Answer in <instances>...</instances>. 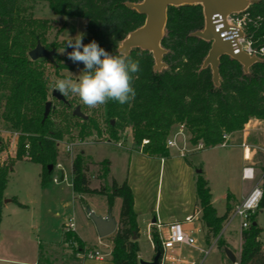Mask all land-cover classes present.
I'll return each instance as SVG.
<instances>
[{
    "label": "trees",
    "instance_id": "trees-1",
    "mask_svg": "<svg viewBox=\"0 0 264 264\" xmlns=\"http://www.w3.org/2000/svg\"><path fill=\"white\" fill-rule=\"evenodd\" d=\"M26 1L46 2L57 15L86 20L90 36L83 44L94 40L113 55L120 54L122 42L145 24L146 16L126 6L143 0H0L2 116L6 123L20 132L18 159L28 155L30 161L42 164V186L47 187L56 167L57 144L62 136L51 130L50 117L43 122V107L48 101L49 91L43 72L34 65L27 51L26 43L35 34L30 27L36 22L23 16ZM251 9L264 12V0H255ZM204 28L202 6L170 7L162 41V47L167 50L164 56L167 67L155 71V60L149 51L137 48L128 55L140 64V71L134 74L133 79L136 97L126 104L115 101L105 104L114 139L119 131L130 128L136 145L141 146L146 139L150 141L143 148L144 154L165 158L169 156L167 138L176 126L184 125L191 134L192 144L202 142L208 149L222 145L224 135L243 131L251 119L264 120V62L254 64L245 72L239 62L224 56L220 62V85L216 86L211 69H203L211 43L194 36ZM62 102L70 104L67 100ZM100 165L104 171L99 178L104 180V185L92 188L88 163L83 155H77L72 164L73 191L79 195L105 196L110 209L116 199L122 200L112 261L114 264H140V229L133 191L128 182L119 184L114 179L109 182V163L105 161ZM50 166H53L52 170ZM9 175L10 166L0 168V225ZM196 189L208 234L220 237L218 244L225 246L221 232L232 210L229 199L226 213L219 217L212 203L209 182L202 174L197 178ZM260 208H264V198ZM258 215L259 211L252 216L249 228L242 230L239 264H255L264 255L260 239L263 230L257 223ZM65 235L66 240L74 242L80 251L86 250L87 244L76 232H65ZM152 238L155 251L163 254L158 234L153 232Z\"/></svg>",
    "mask_w": 264,
    "mask_h": 264
},
{
    "label": "rangeland",
    "instance_id": "rangeland-1",
    "mask_svg": "<svg viewBox=\"0 0 264 264\" xmlns=\"http://www.w3.org/2000/svg\"><path fill=\"white\" fill-rule=\"evenodd\" d=\"M24 8L26 13L23 16L36 22L30 27L35 34L29 37L26 43L27 51L34 50L38 42L48 51H57L54 62L41 58L34 61V65L43 72L47 82L49 91L47 102L52 103L49 115L52 122L51 130L60 134L62 139L57 144L58 158L50 183L47 187H43L42 164L30 161L28 155H24L22 160L18 159L20 132L4 121L2 116L4 108L0 107V168L10 166L9 182L4 193L2 209L0 264L86 263L89 260L82 257L81 260L76 258L80 252L78 246L65 238V225L69 219L74 220L75 232L85 241L87 248L100 251L105 259H109L103 249L113 246L116 233L103 239L99 238L95 224L87 213L88 209L99 216L112 212L107 198L102 195L75 194L72 188V164L77 155H83L88 163L91 187L98 189L104 185V180L99 178L104 169L103 166L93 161L101 162L112 158L114 159L112 174L119 178L120 182H124L126 171L118 158L122 149L104 143L106 137L113 138L105 105L89 108L81 103L79 97L71 93L68 96L63 95L70 102L66 105L53 96V92L58 91L53 87L56 79L71 77L75 80L84 69L82 62L74 63L69 59L68 53L73 49L67 46V41L75 40L76 36L83 34V43L90 36L87 28L88 22L80 18L57 15L52 12L46 2L26 1ZM77 106H81L82 112L88 120L92 119V121H84L74 116L73 111ZM45 107L46 104L43 107L44 112ZM176 127L178 129V126ZM249 130L253 131L249 132V138L244 142L255 153L254 164L259 169V177L262 176L263 186L264 147L256 149V125L254 123L249 126ZM125 133L127 134V146L132 145L141 149L135 144L130 128L119 131L115 140L125 138L123 135ZM171 135L167 140L171 139ZM186 135L191 137L188 130ZM67 145H73L71 153L66 151ZM170 152L171 156L165 158V172L161 176L160 160H156L148 168L146 175L136 180L140 187L137 189V196L140 200L139 211L142 227V236L138 239L141 252L139 258L145 261H152L157 253L147 233L148 222L155 219L157 200L163 222H166L171 217L179 218L184 217L188 212L191 214L197 212V210L194 212L198 196L193 178H198V171L203 170L202 175L209 182L211 192L214 191L215 207L220 212L226 210L230 188L238 189L241 186H249V182L241 181L244 154L242 146L208 148L192 153L186 158H181L174 149ZM58 165H61V168H58ZM112 174H109L108 178ZM64 175L65 179L62 180ZM55 177H58V183L53 182ZM108 181L111 182L110 179ZM228 199L232 202L230 197ZM16 200L25 207H21ZM6 201L10 202L6 203ZM121 208L122 200L119 198L118 205L112 213L114 217L119 218L118 223ZM200 220L201 217L188 225L194 228L201 227L196 237L203 245L204 252H194L193 249V253L190 254L189 248L186 247L184 256L194 261V264H234L227 257L225 246L218 244L220 237L215 238L208 234V230ZM257 223L263 230L260 239L264 246V211L259 212ZM221 235H223V243L228 242L231 249L238 252L243 244L241 219L234 217L232 213L224 223ZM236 257L237 264H239L241 256L236 255ZM163 264L171 263L164 261ZM255 264H264V255Z\"/></svg>",
    "mask_w": 264,
    "mask_h": 264
},
{
    "label": "water",
    "instance_id": "water-1",
    "mask_svg": "<svg viewBox=\"0 0 264 264\" xmlns=\"http://www.w3.org/2000/svg\"><path fill=\"white\" fill-rule=\"evenodd\" d=\"M255 0H143L140 3H127L128 8L136 10L138 13L146 16L145 24L131 32L122 42L119 48V53L130 55L134 49H141L152 53L155 60V71H162L167 67L164 62V56L167 50L162 47V41L165 36V29L167 25V14L170 7H181L186 5H200L203 7L205 17V28L198 31L194 36L211 43V49L207 58L204 61L203 69L210 68L213 74V82L216 86L220 85V62L221 58L228 56L239 62L245 72L256 63L261 61L256 58H250L248 55L241 53L235 55L230 42L221 38L220 34L215 31L212 18L216 14L224 16L241 12L249 7ZM56 50L48 51L40 42L37 47L30 51L29 56L32 61L41 58H46L54 62ZM53 96L60 101H66V98L58 91L53 92ZM52 110V103L47 102L45 107V114L43 122L49 117ZM73 115L83 120L88 117L82 112L81 106H77ZM114 124V122H113ZM53 166H50V170ZM199 174L202 171H198ZM87 213L95 224L99 238L103 239L114 235L118 231V221L109 212L106 217L96 215L92 210L88 209ZM137 238L134 237V240ZM111 250H106V254H111ZM227 257L237 264L236 255L228 248H226ZM162 254L157 252L152 261H145L140 259V264H161Z\"/></svg>",
    "mask_w": 264,
    "mask_h": 264
},
{
    "label": "built area",
    "instance_id": "built-area-1",
    "mask_svg": "<svg viewBox=\"0 0 264 264\" xmlns=\"http://www.w3.org/2000/svg\"><path fill=\"white\" fill-rule=\"evenodd\" d=\"M212 22L215 31L220 34L221 38L230 42L231 47L235 55L244 53L250 58H256L261 62H264V12H254L251 9V5L241 12H235L230 15L216 14L212 18ZM249 123L245 126L244 131L249 130ZM131 130V129H130ZM186 127L184 125L178 126L177 132H172L171 139L166 141V148L168 150H176L179 156L186 158L192 153L203 151L206 149L204 143L199 142L193 145L191 137L186 135ZM125 138L115 140L114 138H105L104 143L107 145H114L119 149L127 148L126 133L123 134ZM230 139V135H224V143L220 146L227 147ZM149 140H144L141 144V150L144 146L149 144ZM244 148L245 158L250 157L251 149L244 142L242 144ZM29 149V146H27ZM66 151L71 153L73 151V145H67ZM61 165H58V168ZM252 169L246 168L243 172L244 179H254V173H251ZM65 179V175L63 177ZM53 182L58 183V177L53 179ZM264 198V189L262 184L255 186L249 194L239 202L234 211L233 216L241 219V228L248 229L250 226L251 218L257 211L261 212L260 208L262 200ZM194 217H188L185 222L175 221L167 226V235L161 237V245L163 248L162 264L167 261L171 264L184 263V258L181 253H176L181 247H189L190 249H199L198 239L193 235L192 229L185 227V223L193 222ZM65 232H75V223L73 219H69L65 225ZM200 252H204V249H199ZM176 253V254H175ZM78 256L86 260H101L103 254L97 250H90L86 248L84 251H80Z\"/></svg>",
    "mask_w": 264,
    "mask_h": 264
},
{
    "label": "crops",
    "instance_id": "crops-1",
    "mask_svg": "<svg viewBox=\"0 0 264 264\" xmlns=\"http://www.w3.org/2000/svg\"><path fill=\"white\" fill-rule=\"evenodd\" d=\"M252 123H254L256 125V141H257L256 142V149L257 148L261 149V147H264V120H258V119L253 118V119L250 120L249 125H252ZM253 130H255V129H253ZM253 130H251V131H253ZM177 131H178L177 127L174 128L173 132H177ZM251 131L248 130V131L245 132L243 130V131H240V132H235L233 134H230V139H229L227 147H235V146L236 147H241L242 144L244 143V141H246V139L249 138L248 134ZM251 137H253V136H251ZM240 140H242V142H240ZM218 147H220V146H217V147H214V148H218ZM253 147H255V146H253ZM168 151H169V156H167L165 158H169L171 156V152H170L171 150H168ZM84 152H85V150H84ZM85 154H87V153H85ZM85 154H84V156H85ZM254 154L255 153H254V151L252 149H251V152H250L249 159L245 158V156L243 154L241 181L242 182H249V186L248 187L241 186L238 189H235V188H233V189L230 188L229 189L228 196L232 200V202H229V204H230V206L232 208V210L230 212V216L233 213L236 205L239 202H241L255 186H257L258 184H262V176L259 177V175H258L259 169H257L255 167V164H254ZM118 156H119L118 158L122 162V166H124L125 171H126V179L123 180V181L124 182H128V184L130 185V187H131V189L133 191V194H134V199H135L134 208H135V212L137 214V222H138L139 229H140V234H139V238H140L142 236V227H141V223H140V211H139V208H140L139 207V201L140 200H139V198L137 196L138 195L137 194V189H140V187H139V184L137 183L136 180L139 179V178L142 179L146 175L148 168H150L151 164L154 161H156V160H160V176H161L163 174V172H165L166 159L165 158H161V157H149L148 155L144 154L141 149H139V148L137 149V147H133L132 145L131 146H127V148L122 149L121 154H118ZM105 161H107L109 163V171H110L109 174H112V171L114 169V159L110 158V159H105V160H103L101 162H99V161L98 162L93 161V162L97 163V164H101V163H103ZM119 165H121V163H119ZM246 168L252 169L251 173H254V179H244L243 178V172H244V169H246ZM203 173L204 172L202 170L201 174H203ZM203 177H204V175H203ZM109 179L111 181L114 179L119 184L124 183V182H120L119 178H117L114 174H112V176L109 177L108 180ZM193 179H194V183H195V187H196L197 178L194 177ZM211 193L213 194L212 203H213V205L215 207L214 191H212ZM10 201H6V203L10 202ZM118 202H119V198L116 199L115 205L111 209L112 213H113V209L118 205ZM23 206H25V205H23ZM227 206H228V197H227V204H226V207H225L226 210H227ZM155 210H156L155 211V219L152 222H148V224H147L148 237H149V239L152 242H153L152 232L157 233L159 238L161 239V237H165L167 235V229H168L167 226H168V224H170L172 222H175V221L185 222L188 217H194V220L199 218V217H201L200 221H201V223H203V220H202V209L199 206L198 200H196L195 207H194V212H196V210H197L196 213L191 214V213L188 212L184 217H182V216L179 217V218L171 217L166 222H163V216H162V214L160 212L161 209L159 207V201L158 200L156 202V209ZM216 210H217V213H218L219 217H222L226 213V210H225V212H220L217 208H216ZM262 211H264V208H263ZM107 215L108 214H105V215H102V216L106 217ZM116 219H119V218L117 217ZM194 220H193V222H194ZM193 222H191V223H193ZM1 225H2V221H1ZM1 225H0V229H1ZM185 227L188 228V229H192V231H193L192 233H193V235L195 237H196V233L200 232V230H201V227L200 228H194L193 226L188 225V223H185ZM79 238L83 242H85L81 237H79ZM198 244H199V249H203V245H201L199 243V240H198ZM185 248L186 247H181L180 249H178L176 251V253H181L182 257H185L184 254H183ZM187 248H189V247H187ZM225 248L230 249L235 255L241 256L242 246H241L240 250H238V252H235L233 249H231L230 244L228 242H226L225 243ZM199 249H194V252H196V251L200 252ZM106 250H111L112 251V245H111V247L107 246V248L103 249L104 252ZM189 252H190V254H192L193 253V249L189 248ZM140 254H141V252H140ZM107 255L109 256V259H105L103 257L101 260H89V261H86V263H84V264H114L113 261H112L111 254H107ZM76 258L81 260V257L78 256V254H77ZM148 261H150V260H148ZM184 263L185 264H194V261H190L189 259H187L185 257L184 258Z\"/></svg>",
    "mask_w": 264,
    "mask_h": 264
},
{
    "label": "clouds",
    "instance_id": "clouds-1",
    "mask_svg": "<svg viewBox=\"0 0 264 264\" xmlns=\"http://www.w3.org/2000/svg\"><path fill=\"white\" fill-rule=\"evenodd\" d=\"M82 36L68 40L67 46L73 49L68 53L69 59L74 63L82 62L84 69L75 80L71 77L56 79L54 89L64 96L71 93L79 97L89 108L100 107L109 101L126 104L134 100L133 79L140 71L139 61L124 53L110 54L94 40L83 44Z\"/></svg>",
    "mask_w": 264,
    "mask_h": 264
},
{
    "label": "flooded vegetation",
    "instance_id": "flooded-vegetation-1",
    "mask_svg": "<svg viewBox=\"0 0 264 264\" xmlns=\"http://www.w3.org/2000/svg\"><path fill=\"white\" fill-rule=\"evenodd\" d=\"M57 55V54H56Z\"/></svg>",
    "mask_w": 264,
    "mask_h": 264
}]
</instances>
